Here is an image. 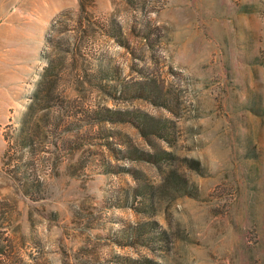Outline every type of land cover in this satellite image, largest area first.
Listing matches in <instances>:
<instances>
[{"label": "rangeland", "instance_id": "1", "mask_svg": "<svg viewBox=\"0 0 264 264\" xmlns=\"http://www.w3.org/2000/svg\"><path fill=\"white\" fill-rule=\"evenodd\" d=\"M106 107L171 120L174 164L112 152L150 144ZM146 258L264 264V0H0V264Z\"/></svg>", "mask_w": 264, "mask_h": 264}, {"label": "trees", "instance_id": "2", "mask_svg": "<svg viewBox=\"0 0 264 264\" xmlns=\"http://www.w3.org/2000/svg\"><path fill=\"white\" fill-rule=\"evenodd\" d=\"M143 83L147 84L148 82L144 81ZM142 89L148 91L147 95L143 96L151 98L153 102L159 105L168 107V104H166V102H163L165 100H163V92L161 89H147L146 86L142 87ZM98 113L99 119L106 122H121L133 124L134 126H136L140 134L145 137L150 144V149L140 148L136 143L132 141L129 135H125L124 140L119 141L117 142V144L113 145L115 142L114 138L117 137L118 134L112 132L108 135L111 140H108L107 143L108 148L112 152L120 153L127 159L145 161L154 164L157 167L162 163L174 164V162L178 158L177 154L173 150L163 147V145L160 143L161 141H166L169 144H174L175 140L173 138L175 133L173 129L175 128V125L171 122V120H168L169 122L163 121L162 119H158L156 118V116H153L148 112L139 109H114L106 107L100 109ZM22 137L23 136H20V139H26ZM111 168L115 170L114 172L119 171V169H124L119 165H114ZM128 171L131 172L137 180H142V177H140V174L141 176L144 174L142 171H138L135 168H129ZM136 189L138 190V194L136 195H141L138 205L134 206L136 210L148 213L153 211V200L155 199L156 195L153 188L149 186H136ZM135 229L138 232L137 234H141L144 231L152 232L151 234L145 236L146 239L143 241L144 244H151L152 242H165L168 234L166 230H159L158 223L153 220L141 224L139 223L138 225H136ZM143 262V264H156V262H153L152 259L148 258H146Z\"/></svg>", "mask_w": 264, "mask_h": 264}]
</instances>
